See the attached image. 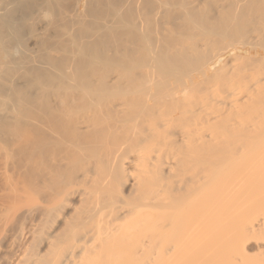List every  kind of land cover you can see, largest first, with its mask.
Segmentation results:
<instances>
[{
  "label": "bare ground",
  "instance_id": "1",
  "mask_svg": "<svg viewBox=\"0 0 264 264\" xmlns=\"http://www.w3.org/2000/svg\"><path fill=\"white\" fill-rule=\"evenodd\" d=\"M0 264H264V0H0Z\"/></svg>",
  "mask_w": 264,
  "mask_h": 264
}]
</instances>
